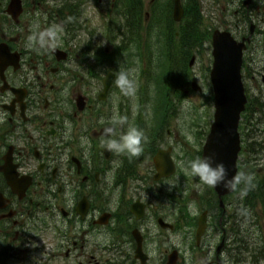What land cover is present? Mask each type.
Instances as JSON below:
<instances>
[{
  "label": "flooded vegetation",
  "instance_id": "flooded-vegetation-1",
  "mask_svg": "<svg viewBox=\"0 0 264 264\" xmlns=\"http://www.w3.org/2000/svg\"><path fill=\"white\" fill-rule=\"evenodd\" d=\"M8 1L0 0L7 24L0 43L19 64L4 70L8 87L0 78V264L203 263L216 239H227L211 224L215 214L207 213L193 262L194 217L189 210L179 217L178 191L169 186L176 180L154 181L146 144L139 157L101 146L99 133L124 107L115 83L104 95L99 89L97 34L90 33L92 62L82 65L44 3L21 0L15 22ZM53 24L60 29L55 49L40 48L39 35ZM5 166L15 173L12 184Z\"/></svg>",
  "mask_w": 264,
  "mask_h": 264
},
{
  "label": "rangeland",
  "instance_id": "rangeland-1",
  "mask_svg": "<svg viewBox=\"0 0 264 264\" xmlns=\"http://www.w3.org/2000/svg\"><path fill=\"white\" fill-rule=\"evenodd\" d=\"M146 4L150 0H145ZM107 0H101L98 2L100 4L95 7V10L93 8H88L87 16H95L98 17L102 16L104 14L105 6ZM261 5H263L264 0H261ZM227 0H201V5L203 8V15L205 18V22L208 25H211L212 28H216L219 30H228L230 31L235 37H238L239 35H242L244 32H242V29L236 28L233 24L235 22H239V18H236L232 16V13H229V9L225 11L227 14L226 22L221 21V12H222V6L225 7L227 5ZM86 6L88 4L86 3ZM107 8V7H106ZM236 8V6L230 7V9ZM260 16L261 13H256L255 17V24L259 21L258 25L260 34L256 35L257 39L255 42V46L258 47V49L262 48L260 47V43L258 42V39H261L264 41V18L263 22H260ZM90 20V19H89ZM92 21V20H90ZM1 30L2 25H0ZM236 28V29H235ZM249 52V51H248ZM247 57V55H246ZM259 59H263L260 57ZM210 62V51L208 52V45L205 44L204 51L202 55L197 56L195 64L192 69V77L195 78L198 85L202 88L201 93L191 92L189 93L179 104H177L176 112L171 118L172 120L169 122L167 129L171 130V136L167 137L166 140L168 143L170 141L176 146V152H181V146L184 145L186 147V151L189 155H193V158H196L198 152L200 151L199 148H201L199 143H196V139L198 137V134L195 133L196 130L204 129L200 133V136L203 135L205 131L208 130L209 124H211L212 121V114H213V104L212 100L209 99L210 96V87L207 84V81L204 78L203 70L205 69L206 65H208ZM259 63H251L249 67H247L246 62V74L244 76V84L245 88L250 94V96L255 97L258 93L257 85L260 86V84L257 82L260 81V78L257 77V81L255 79H252L253 70ZM260 65H263V63H260ZM135 83H136V92L133 95V98L139 96V88L137 83V77L134 74ZM254 81L256 82V85L254 84ZM149 94H152V91L149 92ZM263 95H264V87H263ZM149 98V99H146ZM154 98H156V94L153 95ZM145 100L152 103V97H149L147 94L144 96ZM135 101V100H134ZM136 103V101H135ZM255 106V105H254ZM257 107V106H256ZM150 108V107H149ZM136 112V110H134ZM259 115V113H258ZM148 118L152 119V110L148 112ZM257 117V113L255 114ZM261 117V114L259 115ZM147 117L143 119V126L146 124ZM259 120V119H258ZM264 121V117L261 119ZM264 124V123H263ZM264 126V125H263ZM257 134L254 135V137L250 138L251 140H254L253 138L258 139L264 144V133L256 132ZM205 135V133H204ZM177 136V137H175ZM199 136V140L201 139ZM199 149V151H198ZM198 151V152H197ZM195 152V154L193 153ZM188 155V157H189ZM251 155V154H250ZM253 157L260 156L259 160L256 161L258 163V166L256 168H261L264 166V149H262V152L259 155H252ZM184 157V156H183ZM243 156L240 155L239 161L242 162ZM185 161L187 162V159L185 158ZM184 163V162H183ZM242 164V163H241ZM248 169L244 166L243 172L247 171ZM190 185L184 184L182 187L178 184L179 180H176V183H173L176 185V188L188 189L187 191L183 192V199L185 203H191L190 205H193L196 211V215H199V208L203 207V199H206L208 197H211V194L209 192V188L206 185H203L198 177L191 175ZM204 196V197H203ZM240 200V197L238 196V193L233 194L231 197H228L225 199L226 204V213L224 216V221L227 220L228 223L225 225L226 233L225 235H228L227 233V227L229 223L235 218L234 213L236 214V208L239 206L237 205V202ZM261 207H257L254 211L247 212V215L245 216V222H247V225L245 228L248 229L247 234L250 235L248 248L253 250L255 247L259 248L264 244L263 241V221H262V211L260 209ZM243 217V216H242ZM232 240H229L228 246L226 248V251L222 253V260L225 261V264H239V261L235 262L237 259H243V262H251V254L253 256L255 253L253 252H246L242 251L238 255V257L234 256V251H232L231 246ZM214 249L211 250V256L209 258L212 259V256L214 254ZM232 254V256H231ZM253 260L255 261V264H258L256 261V258L253 257ZM202 263V260H200L199 264Z\"/></svg>",
  "mask_w": 264,
  "mask_h": 264
},
{
  "label": "water",
  "instance_id": "water-1",
  "mask_svg": "<svg viewBox=\"0 0 264 264\" xmlns=\"http://www.w3.org/2000/svg\"><path fill=\"white\" fill-rule=\"evenodd\" d=\"M19 11V3L15 0L8 12L15 16ZM181 15L182 10L176 0L174 19L179 20ZM212 45L214 63L210 75L215 112L214 123L203 148V156L212 155L216 162H223L228 169V178L234 179L235 161L239 151L237 124L246 102L239 76L243 43H236L226 32L215 31ZM161 157L162 155H159L158 160H162ZM157 167L162 171L167 168L163 165ZM214 189L219 196L232 192L222 186Z\"/></svg>",
  "mask_w": 264,
  "mask_h": 264
},
{
  "label": "clouds",
  "instance_id": "clouds-1",
  "mask_svg": "<svg viewBox=\"0 0 264 264\" xmlns=\"http://www.w3.org/2000/svg\"><path fill=\"white\" fill-rule=\"evenodd\" d=\"M60 31L59 27H53L48 31L41 33L38 37L40 48H47L54 50L56 47L57 34ZM32 44V38H29V45ZM134 69L127 71H120L119 75H115L116 87L124 96H133L136 92V83L134 78ZM127 120L123 117H113L109 121L108 127L103 129L104 139L101 141V146L108 152H115L118 154H127L129 157H139L143 152V144L146 142V136L143 130L128 126L121 132L119 128L126 125ZM190 172L193 176L199 178L203 185L208 188H217L222 186L227 190H234L241 181H244L249 186L251 185L253 177L240 176L228 178V169L223 162H216L212 155L203 157H196L189 162ZM170 190L176 187L175 184H169ZM189 211L195 215L196 211L193 205H189ZM33 247V245L31 244ZM37 264V260L34 261Z\"/></svg>",
  "mask_w": 264,
  "mask_h": 264
},
{
  "label": "trees",
  "instance_id": "trees-1",
  "mask_svg": "<svg viewBox=\"0 0 264 264\" xmlns=\"http://www.w3.org/2000/svg\"><path fill=\"white\" fill-rule=\"evenodd\" d=\"M130 1H133V0H130ZM186 14H189L191 16V19H189L190 17L185 18L184 22L177 29V31L179 33V37L177 39V42L179 44H181L183 47L180 46V47H176L175 49L170 47V48H172V50H174L175 53L178 50H180L181 55L184 58H186L188 56V54H189V52H190L192 47L194 48L197 45L201 46L200 43H202L204 38L207 36V28H202L201 27V19H200V9H199V7L197 5H195V7H193L192 9H187ZM164 16L167 17V14H164ZM168 17H170V13L168 14ZM149 29H150L151 33H156V32L158 33V31L153 28V25H151L150 27L147 28V32H148ZM167 32L170 33V34H172L174 32V28L172 26V22L169 21V18H168V29H167ZM150 38L152 39V37H150ZM156 41H157L156 44H158L160 42V40H156ZM168 42L169 43H175L176 40L173 37H170L168 39ZM192 43H195V44L191 45ZM156 46L159 48L160 45H156ZM157 47H153V48H155L157 50ZM161 53L164 55V57L166 59L168 58L166 51H163ZM157 59H158V57H156V60ZM161 67L163 69V64L161 65ZM165 68H166V65H165ZM186 72L182 68L178 69V75H184V73H186ZM164 91H165V88H164ZM255 176H259V175L255 174ZM260 176L264 177V174H261ZM256 178H258V177H256ZM253 183L251 184L252 186H247L246 187L247 192H245V193L246 194L248 193L249 197H251L252 195L256 196V198H258L260 200L261 204L264 207V179H262L260 181L253 182Z\"/></svg>",
  "mask_w": 264,
  "mask_h": 264
}]
</instances>
